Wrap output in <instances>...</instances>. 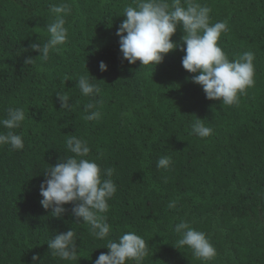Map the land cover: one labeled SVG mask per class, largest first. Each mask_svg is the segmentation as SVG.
Wrapping results in <instances>:
<instances>
[{
	"label": "trees",
	"instance_id": "1",
	"mask_svg": "<svg viewBox=\"0 0 264 264\" xmlns=\"http://www.w3.org/2000/svg\"><path fill=\"white\" fill-rule=\"evenodd\" d=\"M61 2L72 8L67 41L43 61L31 45L47 39L50 7ZM195 2L211 9V23H227L219 46L230 60L254 54V84L231 106L190 82L195 74L182 67L179 48L156 68L122 58L116 33L136 0H0V118L9 107L26 113L13 130L24 148L0 145V264H32L34 255L43 264H94L109 251L107 240L76 223L73 205L57 219L40 204L43 174L71 155L66 140L73 135L87 142L86 158L102 172L114 170L108 238L136 232L148 250L141 264H264V0ZM183 34L178 28L172 38L181 47ZM88 74L100 88L95 98L76 87ZM58 94L69 96L70 108L62 109ZM96 101L101 117L85 120V106ZM197 117L213 129L209 137L193 133ZM161 157L170 158L167 168L157 167ZM181 220L206 234L217 252L211 261L174 247ZM70 229L77 259L51 256L48 241Z\"/></svg>",
	"mask_w": 264,
	"mask_h": 264
},
{
	"label": "clouds",
	"instance_id": "2",
	"mask_svg": "<svg viewBox=\"0 0 264 264\" xmlns=\"http://www.w3.org/2000/svg\"><path fill=\"white\" fill-rule=\"evenodd\" d=\"M71 12V5L66 2L50 7L47 39L31 45L43 61L59 53L60 46L66 43L68 29L65 17ZM210 12L209 7L195 0H184V4L181 0H136L135 6L125 7L122 14L125 19L116 33L122 58L131 65L140 62L141 68H156L166 55L179 48L185 53L182 67L195 74L189 78L190 82L201 86L208 100L220 101L227 106L238 103L244 90L254 84L255 57L252 52H245L230 60L219 46L222 35L228 31L227 23H211ZM178 28L184 33V47L172 39ZM32 60L27 58L25 63H32ZM99 67L102 72L108 71L103 61ZM95 80L90 74L82 75L76 81V87L84 97L95 98L100 94V88L93 82ZM57 97L62 109L70 108L67 94H58ZM97 104H102V101L85 106V120L94 121L101 117ZM25 120L23 108L9 107L6 117L0 118V127L8 129L7 132L0 131V145L22 150L23 137L13 130L20 128ZM204 121L197 117L192 124L193 133L201 138L209 137L213 131ZM66 147L71 155L62 157L43 174L45 181L40 185L41 206L46 211L50 210L52 217L59 219L68 211L65 205H73L71 213L76 223L82 221L87 224L97 240H107L104 248L109 251L101 253L94 264H141L148 250L144 239L136 232H125L118 240L108 238L111 226L104 214L109 208L108 201L117 191L111 179L114 170L108 168L102 172L94 160L87 159L90 152L87 142L74 135L66 140ZM170 163V158L161 157L157 167L167 168ZM168 207L175 208L176 202L171 201ZM174 230L180 236L174 247H187L196 258L204 262L211 261L217 255L206 234L190 227L188 222L181 220ZM47 245L53 257L65 261L77 259V238L73 229L57 232ZM32 264L43 262L38 255H34Z\"/></svg>",
	"mask_w": 264,
	"mask_h": 264
}]
</instances>
